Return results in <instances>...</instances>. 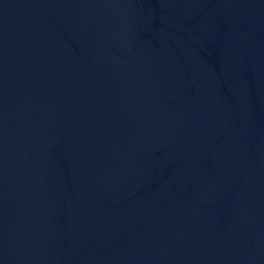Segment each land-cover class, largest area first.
Wrapping results in <instances>:
<instances>
[{
  "label": "water",
  "instance_id": "water-1",
  "mask_svg": "<svg viewBox=\"0 0 264 264\" xmlns=\"http://www.w3.org/2000/svg\"><path fill=\"white\" fill-rule=\"evenodd\" d=\"M191 0H0V253Z\"/></svg>",
  "mask_w": 264,
  "mask_h": 264
}]
</instances>
